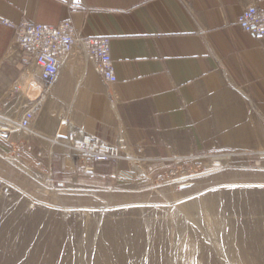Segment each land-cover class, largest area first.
Instances as JSON below:
<instances>
[{"label":"crops","instance_id":"obj_1","mask_svg":"<svg viewBox=\"0 0 264 264\" xmlns=\"http://www.w3.org/2000/svg\"><path fill=\"white\" fill-rule=\"evenodd\" d=\"M248 6L264 12V0H0V19L16 25L71 20L81 37L110 39L117 81L104 84L92 63L76 68V56H68L44 107L51 100L67 124L140 147L135 161L155 176L235 148L245 133L254 139L259 131L264 48L236 26ZM10 38L0 23L1 106L26 71L20 51L7 54ZM49 118L43 135L32 136L52 144L60 126ZM113 170L98 164L92 178L112 181Z\"/></svg>","mask_w":264,"mask_h":264},{"label":"rangeland","instance_id":"obj_2","mask_svg":"<svg viewBox=\"0 0 264 264\" xmlns=\"http://www.w3.org/2000/svg\"><path fill=\"white\" fill-rule=\"evenodd\" d=\"M30 68L10 89L28 87ZM15 103L2 106L12 124L0 127V264H264L263 105L254 139L155 176L116 161L107 182L14 128ZM57 106L43 107L34 133L48 117L61 127ZM127 172L136 176L124 181Z\"/></svg>","mask_w":264,"mask_h":264},{"label":"built area","instance_id":"obj_3","mask_svg":"<svg viewBox=\"0 0 264 264\" xmlns=\"http://www.w3.org/2000/svg\"><path fill=\"white\" fill-rule=\"evenodd\" d=\"M0 23L11 32L10 48L22 53L21 63L26 69L31 67L27 74L30 77L28 87L22 90L19 84H14L4 103V106L11 102L22 105L23 110L13 119L14 128L18 131L34 133L44 102L51 97L62 61L68 56H76V68L83 67L86 62L92 63L104 84L111 85L117 81L107 37H81L71 20L56 25L27 21L16 25L1 18ZM236 26L264 48V12L256 6H248L238 16ZM32 86L35 91L41 89L39 95L30 91ZM3 112L0 104V120L7 119ZM1 131L6 130L2 128ZM51 143L63 148L70 162L69 169L81 174L92 173L98 164L135 161L134 153L142 151L138 146H128L122 138L113 144L101 134H90L70 124L58 131Z\"/></svg>","mask_w":264,"mask_h":264},{"label":"water","instance_id":"obj_4","mask_svg":"<svg viewBox=\"0 0 264 264\" xmlns=\"http://www.w3.org/2000/svg\"><path fill=\"white\" fill-rule=\"evenodd\" d=\"M74 1H77V0H74ZM66 125H67V122L65 120H62L61 121V127H60L59 131H61L64 127H66Z\"/></svg>","mask_w":264,"mask_h":264},{"label":"bare ground","instance_id":"obj_5","mask_svg":"<svg viewBox=\"0 0 264 264\" xmlns=\"http://www.w3.org/2000/svg\"><path fill=\"white\" fill-rule=\"evenodd\" d=\"M27 78H29L28 76H27ZM31 89H32V87H31ZM13 125H14V123H13ZM5 126V125H4ZM4 126H0V127H4ZM68 164V163H67ZM69 168V167H68Z\"/></svg>","mask_w":264,"mask_h":264}]
</instances>
